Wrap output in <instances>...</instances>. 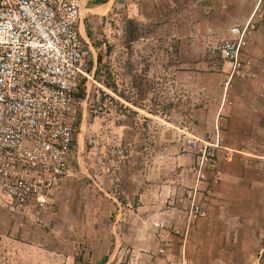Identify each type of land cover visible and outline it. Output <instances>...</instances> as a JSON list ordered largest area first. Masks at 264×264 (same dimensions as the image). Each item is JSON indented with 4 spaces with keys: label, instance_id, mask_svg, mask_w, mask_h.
Returning <instances> with one entry per match:
<instances>
[{
    "label": "rangeland",
    "instance_id": "obj_1",
    "mask_svg": "<svg viewBox=\"0 0 264 264\" xmlns=\"http://www.w3.org/2000/svg\"><path fill=\"white\" fill-rule=\"evenodd\" d=\"M146 1L144 12L150 15L151 2ZM112 2L108 13L103 14L102 9L91 12L85 7L81 12L80 30L89 51V76L78 91L80 120L71 174L61 185V195L56 199L53 195L52 199V204L70 202L78 218L77 240L53 243L66 248L79 259L78 264H92L90 253L96 250L100 264H104L108 254L117 249L115 223L119 210L133 208L142 201L168 206L173 220L154 223L159 228L156 241L160 256L166 257L172 235H190L200 219L187 236L169 228L172 224L184 225L180 217L183 207L176 201L190 186L200 184L196 171L205 153L215 160L214 168H208L207 161L203 167V186L210 191L211 203L212 189L207 182L212 183V175L216 178V155L211 147L201 148L195 141L209 136L208 128L217 118L218 108L224 103L230 105V88L224 97L227 77L216 75L220 70L213 64L205 67L208 57L205 60L201 53L189 55L191 63L203 60L204 68L196 67V75L186 77L184 82L180 67L183 54L176 44L170 49L163 23L138 21L129 0L126 6L125 0ZM261 2L264 15V0ZM158 3L166 4V0ZM210 59L218 62L223 58L213 53ZM192 155L194 159L189 163L187 157ZM179 157H186L182 164ZM192 174L195 181L189 184ZM173 179H178L176 184L182 189L168 195L166 188L175 185ZM92 205L100 208L95 222L90 218ZM162 238L168 242L164 252L160 251Z\"/></svg>",
    "mask_w": 264,
    "mask_h": 264
},
{
    "label": "crops",
    "instance_id": "obj_2",
    "mask_svg": "<svg viewBox=\"0 0 264 264\" xmlns=\"http://www.w3.org/2000/svg\"><path fill=\"white\" fill-rule=\"evenodd\" d=\"M149 1V8L155 13L150 11V15H147L144 12L146 0H129L134 18L149 23H163L167 30L166 37L170 40V49L176 44L183 54L180 67L184 82L186 77L196 75V67L204 68L203 60L198 64L191 63L189 55L201 53L205 60L208 57L205 67L213 64L220 70L216 75L227 77L223 94L224 97L226 92L228 95L230 88V105L225 106L224 103L218 108L217 118L212 120V125L208 128V132H211L209 136H201L200 142L195 141L201 148L211 147L216 155V178L212 175V183L210 180L207 182L212 189L207 216L195 224L188 237L172 235L171 246L166 257H163L158 254L156 232L159 228L154 223L173 221L168 206L159 207L158 202L146 205L142 201L133 208L120 209L115 223L118 224L115 231L118 236L117 249L108 254L104 264L116 261L117 264H143V260L146 264H264L262 2L166 0V4L160 5L158 0ZM127 2L125 0V6ZM113 4L111 0H81V12L85 7L91 12L102 9L104 14L113 8ZM250 21L255 27L246 36L241 70L234 71L233 65L223 59L218 62L210 59L213 53L221 55L215 47L233 36V27L244 26ZM84 40L86 41L85 38ZM184 159L186 157H179V164ZM187 159L191 163L194 156ZM192 175L194 177L189 184L195 181V175ZM175 180L178 179L172 180L175 182L173 187L167 185L168 195L182 189ZM61 190L62 186L54 194L55 199L61 195ZM99 211L100 208L90 206V218L93 222ZM77 220L70 202L52 204L42 225L33 224L21 215L0 209V264H78L79 259L76 260L66 248L53 244L55 241L60 244L76 241ZM67 223L69 225L66 227ZM96 251L90 253L92 264H100Z\"/></svg>",
    "mask_w": 264,
    "mask_h": 264
},
{
    "label": "built area",
    "instance_id": "obj_3",
    "mask_svg": "<svg viewBox=\"0 0 264 264\" xmlns=\"http://www.w3.org/2000/svg\"><path fill=\"white\" fill-rule=\"evenodd\" d=\"M81 0H0V209L44 224L53 195L70 176L79 129L78 91L88 72V48L80 31ZM253 22L231 29L215 49L241 70L242 51ZM190 186L176 204L183 207L187 236L207 216L210 191ZM206 166V165H205ZM157 226H161L157 224ZM161 252L167 241L162 238Z\"/></svg>",
    "mask_w": 264,
    "mask_h": 264
}]
</instances>
